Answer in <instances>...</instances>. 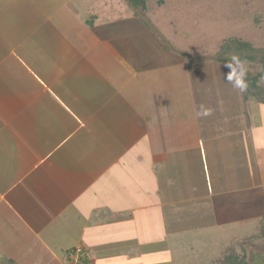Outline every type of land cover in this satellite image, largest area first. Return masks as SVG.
<instances>
[{
	"label": "crops",
	"instance_id": "1",
	"mask_svg": "<svg viewBox=\"0 0 264 264\" xmlns=\"http://www.w3.org/2000/svg\"><path fill=\"white\" fill-rule=\"evenodd\" d=\"M116 6L0 0V264H73L76 248L79 264H140L124 263L119 247L141 256L180 238L193 250L228 228L218 222L226 213L264 207L255 151L245 152L247 172L234 162L244 143L262 141L256 124L247 134L234 122L201 130L176 65L154 74L124 58Z\"/></svg>",
	"mask_w": 264,
	"mask_h": 264
},
{
	"label": "rangeland",
	"instance_id": "2",
	"mask_svg": "<svg viewBox=\"0 0 264 264\" xmlns=\"http://www.w3.org/2000/svg\"><path fill=\"white\" fill-rule=\"evenodd\" d=\"M111 1L113 5H117V9L120 7L118 13H123V19L115 21L112 25L115 29L120 27L123 30L120 37L123 39L120 41L124 58L129 59L137 69L143 68L149 72L153 70L154 74L160 73L163 65L169 67L165 70L176 65L173 71L179 74L175 81L183 84L188 80L193 89V109L187 107L185 112L192 118L195 117L204 132H207L215 121L217 125L234 122L240 134L246 133L251 124H256L257 137L261 136L262 141H256L254 147L251 141L244 143L239 148L240 153H234V162L241 172L247 169L244 165L248 161L245 152H248L250 146V151L252 148L256 155L254 165L258 167L262 164L264 168V158H258L259 154L264 155V105L252 97L246 99L243 93L227 82L226 76L230 71L226 67L227 61L217 57L222 43L232 38L236 39L238 48L264 49V0H142L145 4L135 3L133 0ZM257 14L262 15L259 23L255 21ZM242 60L246 71L257 77L262 66L249 57ZM182 65L185 66L187 74ZM159 76L160 74L156 83L167 85L170 81ZM257 81L264 86V73ZM164 91L166 90H161L160 93ZM183 110L176 106L175 113H181ZM166 114L170 115L169 112ZM193 121L195 120H192V125ZM223 127L224 130L233 129V126ZM111 152L113 155L120 151L114 149ZM140 162L146 165L144 177L151 178V174L147 175V158ZM116 193L120 192L116 190ZM120 195L123 197L122 191ZM255 207L251 208L253 212L249 210L246 213L248 207H244L239 209L237 216L232 214L233 211L231 216L228 213L223 215L218 222L226 221L228 228L219 230L218 236H201L199 245L193 250L190 246L182 248L180 238H174L175 240L169 239L171 247L168 250L160 249L162 241L158 240L156 244L159 246H144V255L141 256H124L120 247L116 253L124 263L134 260L140 264H205L231 239L248 234L249 238L244 240L248 263L264 264V236L259 238V235L264 233V223L259 221L264 207L260 210L259 207L255 210ZM127 212L129 208L123 206V215ZM190 230L178 233V236L183 235L184 241L189 242L188 236H195ZM123 248L128 249L126 244H123Z\"/></svg>",
	"mask_w": 264,
	"mask_h": 264
},
{
	"label": "trees",
	"instance_id": "3",
	"mask_svg": "<svg viewBox=\"0 0 264 264\" xmlns=\"http://www.w3.org/2000/svg\"><path fill=\"white\" fill-rule=\"evenodd\" d=\"M129 1V0H127ZM135 3L143 2L142 0H133ZM143 4H145L143 2ZM262 20V15L257 14L255 16L256 23H259ZM235 38L228 39L224 41L221 45L218 58L222 61H227L226 56L231 53L238 54L242 58H250L256 64L262 66V70L258 73V76H252L249 71H247V83L248 90L244 92L243 95L246 99L254 98L258 102L264 105V86L258 84L257 79L259 76H262L264 73V49H248V48H238ZM261 223H264V218L260 220ZM260 233V230L258 231ZM254 234V233H253ZM248 234L239 235L230 240L226 245H224L220 252L217 253L214 257L209 259L205 264H249L246 254L244 252L246 244L244 240L248 237ZM264 233L259 235V238L263 237ZM252 237V236H251ZM249 238V237H248ZM254 238V236L252 237ZM83 259V255L80 256Z\"/></svg>",
	"mask_w": 264,
	"mask_h": 264
},
{
	"label": "clouds",
	"instance_id": "4",
	"mask_svg": "<svg viewBox=\"0 0 264 264\" xmlns=\"http://www.w3.org/2000/svg\"><path fill=\"white\" fill-rule=\"evenodd\" d=\"M226 60V67L230 69L226 76L227 82L232 84V86L241 93L247 92V71L244 61L238 54L235 53L228 54L226 56Z\"/></svg>",
	"mask_w": 264,
	"mask_h": 264
},
{
	"label": "built area",
	"instance_id": "5",
	"mask_svg": "<svg viewBox=\"0 0 264 264\" xmlns=\"http://www.w3.org/2000/svg\"><path fill=\"white\" fill-rule=\"evenodd\" d=\"M80 252H81V249L80 248H76V250L71 253V257H72V259L74 261L73 264H79L80 263L79 262L80 261L79 253Z\"/></svg>",
	"mask_w": 264,
	"mask_h": 264
}]
</instances>
